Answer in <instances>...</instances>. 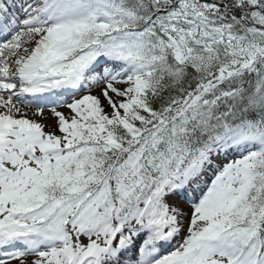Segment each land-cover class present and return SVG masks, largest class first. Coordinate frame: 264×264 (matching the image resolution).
<instances>
[{"label": "snow or ice", "instance_id": "obj_1", "mask_svg": "<svg viewBox=\"0 0 264 264\" xmlns=\"http://www.w3.org/2000/svg\"><path fill=\"white\" fill-rule=\"evenodd\" d=\"M13 262L264 264V0H0Z\"/></svg>", "mask_w": 264, "mask_h": 264}, {"label": "rangeland", "instance_id": "obj_2", "mask_svg": "<svg viewBox=\"0 0 264 264\" xmlns=\"http://www.w3.org/2000/svg\"><path fill=\"white\" fill-rule=\"evenodd\" d=\"M24 111L27 112V118L36 119L38 122L45 124L46 125L45 131H53V132H56V134H59L56 129V119L52 115L50 110L48 109L45 110L43 117H34L32 115V112L34 111V109L27 108V109H24ZM58 111H63L67 114V110L64 108H60L58 109Z\"/></svg>", "mask_w": 264, "mask_h": 264}]
</instances>
